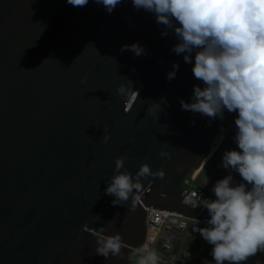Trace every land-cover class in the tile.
<instances>
[{"label":"water","instance_id":"95a60500","mask_svg":"<svg viewBox=\"0 0 264 264\" xmlns=\"http://www.w3.org/2000/svg\"><path fill=\"white\" fill-rule=\"evenodd\" d=\"M133 43L147 54L121 51ZM177 43L132 0L111 13L95 0H0V264H129L148 207L211 218L182 200L183 180L238 113L182 110L203 84L195 52L185 63L171 51ZM129 81L139 93L131 108L117 94ZM117 157L134 180L144 163L165 177H142L138 201L113 205L106 188ZM117 233L121 254H97L98 237Z\"/></svg>","mask_w":264,"mask_h":264},{"label":"clouds","instance_id":"9594fccd","mask_svg":"<svg viewBox=\"0 0 264 264\" xmlns=\"http://www.w3.org/2000/svg\"><path fill=\"white\" fill-rule=\"evenodd\" d=\"M67 2L83 7L89 0ZM95 2L111 13L122 0ZM132 4L137 10L153 13L157 24L174 32L178 43L171 51L184 54L185 63L193 62L195 52L192 73L203 87L194 85L192 102L180 101L182 110L221 120L225 110L238 113L234 141L239 150H226L222 166L237 172L244 183L233 185L231 174L218 180L212 188L216 199L203 204L211 217L208 226L197 230L212 246L210 256L215 264H244L264 252V0H132ZM162 35L166 36L167 31ZM121 51L136 56L147 54L139 43L123 45ZM178 68L179 64L174 63L173 71L167 73L169 81L175 78ZM117 94L125 98L129 108L139 96L131 81L120 84ZM157 108L160 105L153 103L149 112ZM108 139L104 134L103 142ZM159 154L171 158L166 151ZM123 167L124 157H117L116 174L106 188V194L115 197L113 205L122 206L130 196L132 204L138 201L142 177H165L163 169L153 172L144 163L134 180L131 173L120 171ZM199 205L197 202L192 207ZM97 244V254L105 258L110 253L120 255L126 247L119 233L102 235ZM207 244L199 242L200 246ZM202 251L204 246L198 252ZM139 264H160V258L149 250Z\"/></svg>","mask_w":264,"mask_h":264},{"label":"built area","instance_id":"2783aa9c","mask_svg":"<svg viewBox=\"0 0 264 264\" xmlns=\"http://www.w3.org/2000/svg\"><path fill=\"white\" fill-rule=\"evenodd\" d=\"M234 121L235 119L228 123V125L224 127L219 133V142L207 161H209L211 158H216L218 154L219 156H223L226 150H239L234 141V136L237 131ZM219 149H221V152L217 153ZM219 169V171L210 177L209 186H206V188L205 186L201 187L196 184L197 172H194L195 169L191 170L183 180L182 200L189 204L198 202L200 205H203L205 200H215L216 197L212 191L213 186L218 180L223 179L229 174L233 176V185L244 183L237 172L232 171L230 168L225 169L222 166V161L220 163ZM248 187L250 188L251 185H248ZM166 212L173 213L176 211H169L153 207L147 208L146 234L143 243L134 250L131 264H139V260L149 250H153L157 253L160 258V264H215L212 256H210L212 246L209 247L197 230L199 228L207 227V221L210 218L204 216L193 217L183 215L181 212H176V217H170L168 214H166ZM150 213L163 214L164 216L162 217V222L160 224H156L154 221H148V216ZM149 224H152L151 227L154 230V232L151 233V237H149L147 234ZM184 236H186L185 240L183 239ZM180 239H182L184 243L187 240L188 241L183 246H180V244L177 243L180 241ZM162 240L164 241L160 243ZM182 240L180 242H182ZM195 241L201 242L202 244H207L201 246V248L204 246L205 250V252L201 255L196 256L193 253L192 244ZM170 244L173 246L171 250L169 249ZM165 245L167 246L166 251L162 248L163 246L165 247ZM244 264H264V252H258L256 255L250 257L246 262H244Z\"/></svg>","mask_w":264,"mask_h":264},{"label":"rangeland","instance_id":"374dc122","mask_svg":"<svg viewBox=\"0 0 264 264\" xmlns=\"http://www.w3.org/2000/svg\"><path fill=\"white\" fill-rule=\"evenodd\" d=\"M221 149H219L217 151V153H220ZM216 157V156H215ZM222 157L223 156H218L216 158H211L209 161H206L202 167H200L199 171L197 172V178H196V184L198 186L204 187L206 188V186H209V181H210V177L213 176L217 171H219L220 169V163L222 161ZM186 236L183 237V239L185 240ZM182 239H180L181 241ZM177 242L178 244H180V246H183L185 243L182 240V242ZM192 249H193V253L194 254H201L205 251L202 252H198L201 251V246L199 245V242H195L192 244ZM132 258L129 262V264H131Z\"/></svg>","mask_w":264,"mask_h":264},{"label":"bare ground","instance_id":"6f19581e","mask_svg":"<svg viewBox=\"0 0 264 264\" xmlns=\"http://www.w3.org/2000/svg\"><path fill=\"white\" fill-rule=\"evenodd\" d=\"M219 142V137H217L216 139H215V142H214V144H213V147H212V149H211V151H210V153H209V155L208 156H206V158L204 159V161H203V163H202V165L207 161V159L209 158V156L214 152V150H215V147H216V145H217V143ZM201 165V166H202ZM200 166V167H201ZM200 167L199 168H197V169H195L194 170V172L196 173V172H198V170L200 169ZM166 214H168L170 217H176L177 216V213L176 212H173V213H171V212H166ZM164 215L163 214H161V213H159V214H155V213H150L149 214V216H148V221H154L156 224H160L161 222H162V220H163V217ZM152 224H149V226H148V235H149V237H151V233H153L154 232V230L152 229ZM146 234V233H145ZM164 240H162L160 243H162ZM172 245L170 244L169 245V249L171 250L172 249ZM163 248V250H167V246L165 245V247L163 246L162 247Z\"/></svg>","mask_w":264,"mask_h":264}]
</instances>
